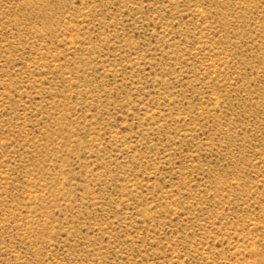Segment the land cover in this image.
<instances>
[{
    "label": "rangeland",
    "instance_id": "obj_1",
    "mask_svg": "<svg viewBox=\"0 0 264 264\" xmlns=\"http://www.w3.org/2000/svg\"><path fill=\"white\" fill-rule=\"evenodd\" d=\"M0 264H264V0H0Z\"/></svg>",
    "mask_w": 264,
    "mask_h": 264
}]
</instances>
